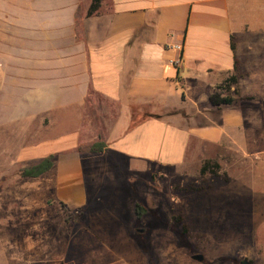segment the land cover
Listing matches in <instances>:
<instances>
[{
    "label": "crops",
    "instance_id": "1",
    "mask_svg": "<svg viewBox=\"0 0 264 264\" xmlns=\"http://www.w3.org/2000/svg\"><path fill=\"white\" fill-rule=\"evenodd\" d=\"M92 2L0 0V169L54 157L23 178L30 202L49 193L119 218L146 173L255 153L238 90L264 97V0H99L88 13ZM236 60L241 75L221 90L233 102L212 106ZM236 196L230 215L249 226L253 200Z\"/></svg>",
    "mask_w": 264,
    "mask_h": 264
},
{
    "label": "rangeland",
    "instance_id": "2",
    "mask_svg": "<svg viewBox=\"0 0 264 264\" xmlns=\"http://www.w3.org/2000/svg\"><path fill=\"white\" fill-rule=\"evenodd\" d=\"M222 88L228 93V85ZM258 91L243 96L238 90L255 153L210 158L219 165L214 172H200L203 160L155 169L150 179L146 173L126 194L119 218L88 214L90 203L66 210L49 193L44 202L32 203L21 168L0 169V264H241L244 258L264 264V97ZM98 182L92 188L101 193L108 186ZM237 193L253 200L249 226L245 211L230 215ZM136 201L147 209L140 219Z\"/></svg>",
    "mask_w": 264,
    "mask_h": 264
},
{
    "label": "trees",
    "instance_id": "3",
    "mask_svg": "<svg viewBox=\"0 0 264 264\" xmlns=\"http://www.w3.org/2000/svg\"><path fill=\"white\" fill-rule=\"evenodd\" d=\"M98 3L99 0H93L88 13L93 12L96 9ZM232 48H233V44H232ZM238 77H239V72H238V66L236 60L233 73L230 74L221 84H219L216 90L209 96V102L212 106L219 107L223 104H231L233 102V98L231 96L223 95L221 90L223 89L222 85L224 84L229 86L231 83H236ZM153 117H157V116H153ZM103 147H104V143L101 141H97L94 142L88 148V151L90 153H100L103 151ZM53 163H54L53 155L46 156L38 161L30 162L25 167L21 168L20 175L21 177H37L42 173L46 172L47 170H49L53 166ZM218 168H219L218 163L213 162L211 160H206L201 166L200 172L202 174L210 170L214 172V169H218ZM145 212H147V209L140 202L136 201L135 214L137 219H140Z\"/></svg>",
    "mask_w": 264,
    "mask_h": 264
},
{
    "label": "built area",
    "instance_id": "4",
    "mask_svg": "<svg viewBox=\"0 0 264 264\" xmlns=\"http://www.w3.org/2000/svg\"><path fill=\"white\" fill-rule=\"evenodd\" d=\"M171 47L177 52V56L173 60H170V63H172L175 67H180L182 63L183 46L182 44L178 43L173 44Z\"/></svg>",
    "mask_w": 264,
    "mask_h": 264
},
{
    "label": "water",
    "instance_id": "5",
    "mask_svg": "<svg viewBox=\"0 0 264 264\" xmlns=\"http://www.w3.org/2000/svg\"><path fill=\"white\" fill-rule=\"evenodd\" d=\"M193 259L197 261H202V255L200 254H195L192 256ZM241 264H252L248 259L244 258L241 262Z\"/></svg>",
    "mask_w": 264,
    "mask_h": 264
}]
</instances>
